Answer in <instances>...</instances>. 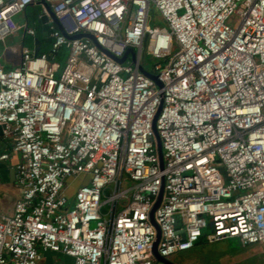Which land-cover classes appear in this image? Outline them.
Instances as JSON below:
<instances>
[{"label": "built area", "instance_id": "obj_1", "mask_svg": "<svg viewBox=\"0 0 264 264\" xmlns=\"http://www.w3.org/2000/svg\"><path fill=\"white\" fill-rule=\"evenodd\" d=\"M31 4L47 50L0 59V162L15 156L19 191L0 264H161L160 191L159 255L237 237L264 264V0H0V42L39 45L14 19Z\"/></svg>", "mask_w": 264, "mask_h": 264}, {"label": "rangeland", "instance_id": "obj_2", "mask_svg": "<svg viewBox=\"0 0 264 264\" xmlns=\"http://www.w3.org/2000/svg\"><path fill=\"white\" fill-rule=\"evenodd\" d=\"M42 14V7L39 4H31L27 6L25 14L19 12L14 15V19L17 23H27L29 26L35 27L36 38L40 40L45 32L42 30V23L38 20V16ZM152 22L151 25H164L159 18L158 12L152 7ZM231 23L235 25L237 23V17H231ZM53 22H50L52 25ZM22 30L17 32L16 35H11L5 38L4 42H0V59L6 66L14 65L19 58V48L21 45L29 48H33L34 38L26 36L24 40L21 39ZM11 48H15L14 51ZM173 46V51L175 50ZM145 67L150 69L156 59L151 54L145 52ZM73 189L69 191L70 206L73 205L74 199L72 197ZM94 222L91 223L93 225ZM210 229L205 230L204 232ZM261 246L259 244H251L247 246H241L237 237H230L221 241L208 243H197L191 249L178 251L169 256V260L174 264H257L260 262ZM53 257L55 261L53 262ZM46 260L39 264H59L60 259L66 261V264L72 262V258L59 253L47 251L45 253Z\"/></svg>", "mask_w": 264, "mask_h": 264}, {"label": "crops", "instance_id": "obj_3", "mask_svg": "<svg viewBox=\"0 0 264 264\" xmlns=\"http://www.w3.org/2000/svg\"><path fill=\"white\" fill-rule=\"evenodd\" d=\"M36 41L34 40L33 48H35ZM5 65V64H4ZM6 66V65H5ZM6 145L0 144V150H4ZM15 156L10 159L0 162V215L9 214L13 210L15 200L19 196V191L15 181V169H14ZM46 260L45 253L44 258L40 261ZM55 257H53V262ZM39 262V263H40ZM66 261L60 259L59 264H66Z\"/></svg>", "mask_w": 264, "mask_h": 264}, {"label": "water", "instance_id": "obj_4", "mask_svg": "<svg viewBox=\"0 0 264 264\" xmlns=\"http://www.w3.org/2000/svg\"><path fill=\"white\" fill-rule=\"evenodd\" d=\"M41 1H42V0H41ZM40 20H41V22H42V30H43L44 32L47 31V29H48V24L46 23L47 18H46L45 16H43ZM79 36H81V34H77V35H75L74 37H79ZM34 49H35V52H36V51L38 50V47H35ZM124 58H125V56L120 57V58H118V61L122 62V61L124 60ZM142 70H143V69H142ZM143 71H144L148 76H150V77L156 79V76H155V75H153V74H151V73H149V72H147V71H145V70H143ZM157 114H158V113H157ZM157 114L155 115V117H154V119H153V129H154V134H155V139H156V145H157L158 153H159V156H160V163L162 164V155H161V143H160V138H159V136H158V134H157V132H156V130H155V127H154V122H155V119H156ZM1 133H2V130H1V126H0V134H1ZM161 194H162V191H160V194H159V196L157 197L156 201L154 202V204H153V206H152V208H151V211H150V219H151V221L154 223V225H155L156 228H157L156 238H155V240H154V242H153V244H152V253H153L154 258H155L158 262H160L161 264H174V263L171 262L168 258L159 255L158 252H157V248H156V246H157V242H158V239H159V230H158V227H157L156 223L154 222L153 212H154L155 208H156V207L158 206V204H159V201H160V198H161Z\"/></svg>", "mask_w": 264, "mask_h": 264}, {"label": "trees", "instance_id": "obj_5", "mask_svg": "<svg viewBox=\"0 0 264 264\" xmlns=\"http://www.w3.org/2000/svg\"><path fill=\"white\" fill-rule=\"evenodd\" d=\"M26 12V10H25ZM24 40V39H23ZM39 42V45H37L38 47V52H41V51H46L47 48H48V45H49V39L46 37V34L43 35V37L38 41ZM205 242L204 239H200L197 243H203ZM196 243V244H197Z\"/></svg>", "mask_w": 264, "mask_h": 264}]
</instances>
